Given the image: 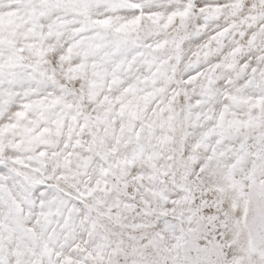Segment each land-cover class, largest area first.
Masks as SVG:
<instances>
[{
    "label": "snow or ice",
    "instance_id": "6c2138e0",
    "mask_svg": "<svg viewBox=\"0 0 264 264\" xmlns=\"http://www.w3.org/2000/svg\"><path fill=\"white\" fill-rule=\"evenodd\" d=\"M0 264H264V0H0Z\"/></svg>",
    "mask_w": 264,
    "mask_h": 264
}]
</instances>
